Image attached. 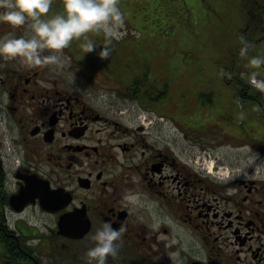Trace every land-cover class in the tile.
<instances>
[{"label": "flooded vegetation", "instance_id": "1", "mask_svg": "<svg viewBox=\"0 0 264 264\" xmlns=\"http://www.w3.org/2000/svg\"><path fill=\"white\" fill-rule=\"evenodd\" d=\"M186 1L204 11V0ZM209 1L239 14L222 67L232 78L222 79L242 105L214 125L211 138L189 127L180 137L163 129L162 90L138 56L107 67L116 89L139 106L120 112L92 91L64 86L48 65L0 66V264H85L105 223L125 229L107 264H264V94L240 78L254 70L245 67L251 57H264V0ZM159 2L120 0L122 36L111 42L142 25ZM62 11L53 6L48 15ZM241 36L251 45L243 58ZM256 71L264 79V66ZM209 143L250 164L209 158Z\"/></svg>", "mask_w": 264, "mask_h": 264}, {"label": "rangeland", "instance_id": "2", "mask_svg": "<svg viewBox=\"0 0 264 264\" xmlns=\"http://www.w3.org/2000/svg\"><path fill=\"white\" fill-rule=\"evenodd\" d=\"M202 3L204 11L198 13L189 8L186 0H160L157 9L144 17L142 25L128 27L122 41L108 43L103 38V45H95L96 51L87 53L80 47L85 42L81 38L75 46L63 50L58 63L48 65L47 73L58 76L66 87L92 91L99 101L113 103V108H119V112L128 108L135 110L139 108L136 101L117 90V83L96 67H103L107 73V65L119 68L123 57L138 56L147 65L143 71L150 81L162 90L158 100L163 129L180 137L185 134L178 128L189 127L193 134L205 133L211 138L214 125L224 123L229 114L242 109L241 104L233 101L229 86L220 74L235 44L239 14L233 6H229L228 11L219 3L214 4L216 8L212 4L209 6V0ZM61 4L62 0H53L51 8ZM60 11L61 8L56 9L57 13ZM4 26L11 28L0 23V33L6 32ZM16 30L20 37L28 35L23 27ZM16 30L7 31L4 36L12 34L15 37ZM96 36L89 33L87 38L92 41ZM130 44L135 45L131 47ZM104 47L110 50L104 65L92 64L91 57ZM8 64L0 59V66ZM146 105L151 104L146 102ZM205 146L213 160L220 157L225 162L250 164L248 159L234 158V151L225 144Z\"/></svg>", "mask_w": 264, "mask_h": 264}, {"label": "clouds", "instance_id": "3", "mask_svg": "<svg viewBox=\"0 0 264 264\" xmlns=\"http://www.w3.org/2000/svg\"><path fill=\"white\" fill-rule=\"evenodd\" d=\"M52 3L53 0H0V23L13 29L23 27L28 33L26 37L16 38L9 34L0 38V59L16 61L27 69L41 68L58 63L63 50L74 40L84 38L80 47L87 53L96 51L95 44L87 38L89 33H103L108 43L122 36L124 15L119 7L120 0H62V13L49 18ZM239 40L243 45L240 49L243 58L251 45L243 36ZM109 55L107 47L98 52L100 59H108ZM261 66H264V57H251L245 67L254 70L242 72L240 78L264 94V79H258L260 73L256 71ZM220 74L232 78L224 69ZM239 118H244L243 113ZM125 199L135 202L131 196ZM124 231L123 227L117 230L105 223L92 237L95 246L85 253V264H107L109 256L116 258L120 246L117 241Z\"/></svg>", "mask_w": 264, "mask_h": 264}]
</instances>
